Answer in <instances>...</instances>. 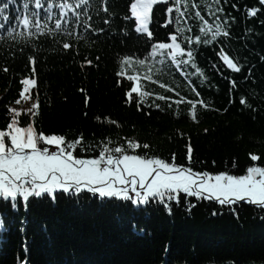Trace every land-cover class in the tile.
<instances>
[{
    "label": "trees",
    "instance_id": "trees-1",
    "mask_svg": "<svg viewBox=\"0 0 264 264\" xmlns=\"http://www.w3.org/2000/svg\"><path fill=\"white\" fill-rule=\"evenodd\" d=\"M6 2L0 0V6ZM24 2L9 3L5 12L9 20L0 19L5 24L0 29V129L10 122V108L26 110L38 97V114L32 117L25 111L18 117L21 125L34 119L38 131L65 135L69 141L82 133L83 145H78L77 153L85 158L98 157L103 144L111 141L110 149L123 146L128 154L168 162L175 155L177 165L212 174L241 175L249 166H264V4L260 0H220L219 5L214 0H188L186 9L180 5L185 15L179 24L175 0L158 3L149 26L152 40L135 31L131 0H107L108 12L103 11V0H89L79 7V0H41L40 9L29 0V12H38L47 27L45 34L28 37L16 25ZM61 4H71L74 11L62 10ZM218 6L223 12H215ZM169 7L173 23L164 28ZM253 8L255 15L250 14ZM197 10L213 29L218 22L224 24L229 35L209 44L196 43V36L203 38ZM57 18L63 20L62 29L53 35L48 29H55ZM178 27L185 29L182 36L192 38L188 44L178 36V42L193 51L194 59L180 68L170 58L155 63L153 81L141 80L142 90L151 95L139 98L134 93L129 102L126 93L134 82L118 75L123 57L144 58L153 43L170 42L169 33ZM13 28L15 39L8 35ZM22 31L24 36L19 35ZM64 43L71 47L64 49ZM222 48L238 63L239 72L223 62ZM30 57H35V72ZM196 67L203 75L196 73ZM146 71L134 63L126 75L143 77ZM24 78L36 80L25 93L31 95L28 101L20 95ZM189 101L198 102L196 119ZM128 141L140 147L130 149ZM250 154L260 159L252 161ZM12 203L11 198L0 197V264H264V208L244 201L222 206L181 193L178 204L153 200L137 206L131 200L83 189L57 191L55 198L48 193L32 196L28 202L18 196L15 208Z\"/></svg>",
    "mask_w": 264,
    "mask_h": 264
},
{
    "label": "snow or ice",
    "instance_id": "snow-or-ice-1",
    "mask_svg": "<svg viewBox=\"0 0 264 264\" xmlns=\"http://www.w3.org/2000/svg\"><path fill=\"white\" fill-rule=\"evenodd\" d=\"M14 2L15 0H9L0 6V19L9 20L5 12L9 8V3ZM187 2L188 0H175V11L178 13L177 24L185 15L180 11V5L183 3L186 9ZM214 2L216 5L220 4V0H214ZM88 3L89 0H79L77 7L88 5ZM103 3L105 5L103 11L108 12L107 0H103ZM158 3H168V0H131L130 3L131 17H134L137 22L135 31L146 34L149 40L153 39V32L149 27L152 23L153 7ZM260 3L264 4V0H260ZM34 4L36 9L42 7L41 0H34ZM59 7L62 10L72 9L74 11L71 4H61ZM193 7L198 8L194 2ZM23 10L16 17L17 27L24 29L28 37L45 34L44 28L47 25L45 23L42 26L38 12H29V0H25L23 3ZM50 10L51 5H49ZM166 12L169 14V19L161 25L164 28L173 23L171 19L173 8H167ZM215 12H223V8L218 6ZM215 12L210 11L209 14L215 15ZM256 12L255 8L250 10L251 15H255ZM62 16L66 17L67 12L62 11ZM195 16L203 21V25L200 27L203 38L196 36V43L209 44L219 36L229 35L222 23H216L213 29V26L201 16L199 10L196 11ZM48 18L51 19V17ZM216 19L219 21L220 17L217 16ZM104 22L109 23L108 20ZM62 23L63 20L57 18L55 29L49 28L48 32L54 35L56 30L62 29ZM3 28H5V24L0 23V29ZM31 29H35V32ZM187 30L190 31V29ZM25 31L20 32L19 35L24 36ZM64 31L67 35H72L67 29ZM99 31L103 32L104 30L100 29ZM184 31L185 29L178 27L174 33H169L167 40L170 42L157 41L153 43L149 53L142 59L133 56L123 57L118 75L126 76L127 80L134 82V86H131L126 93L129 102L133 100L134 93L139 98L151 95L142 90L141 80L153 81L152 73L155 63L163 64L165 58H170L180 68L194 59L193 51L178 42V36L188 44L193 42L191 37L181 35ZM14 32L15 28L8 31V35L13 39H15ZM209 34H211L210 38ZM70 47L69 43L63 44L64 49ZM185 55L188 60L183 59ZM220 57L228 68L236 72L240 71L238 63L223 48L220 50ZM30 60L33 65L32 71L35 72V57H30ZM88 63L91 64L92 61L89 60ZM134 63L147 69L143 77L140 74L126 75L127 68ZM192 66L195 67L194 64ZM4 71L7 72L8 69L5 68ZM196 73L203 75L198 67H196ZM21 83L24 85V89L20 95L25 101H28L31 99V95H25V93H30V88L36 85V80L24 78ZM234 83L235 81H233ZM161 87L164 85L161 84ZM158 99L167 100L168 98L159 96ZM16 103L19 104L20 101L17 100ZM39 103L37 97L31 107L26 110L10 108V122L6 124L5 128L0 129V197L5 200L11 198L13 208L16 207L18 196H22L23 200L28 202L32 196L40 197L45 193L55 194L57 190L68 192L73 188L76 192L88 189L93 193H99L102 197L133 200L136 204H149L153 200L175 201L178 204L180 194L183 193L197 199L215 200L222 206H231L244 201L264 208V166H249L241 175L230 174L229 171L212 174L206 171H195L191 166L177 165L175 155L172 157V162H168L158 157L128 154L123 146L110 149L108 143L111 141L103 144L98 157L85 158L77 153L78 145H83L82 133L78 138L69 141L65 135L45 134L42 130L38 131L34 119L26 125H21L18 117L25 111L35 117L38 114ZM188 103L192 105V118L196 119L195 105L198 102L189 101ZM241 103L243 104L245 101L242 99ZM248 106L250 107V105ZM85 115L87 114L85 113ZM139 147L138 142L128 141V148L137 149ZM143 147L148 148V145L145 144ZM250 155L252 161L260 159L257 155ZM187 161L191 165L192 148L190 144L187 146ZM131 193L135 194V198ZM53 198L55 197L53 196ZM191 207H195V205L193 204ZM188 210L190 211L191 208Z\"/></svg>",
    "mask_w": 264,
    "mask_h": 264
},
{
    "label": "rangeland",
    "instance_id": "rangeland-1",
    "mask_svg": "<svg viewBox=\"0 0 264 264\" xmlns=\"http://www.w3.org/2000/svg\"><path fill=\"white\" fill-rule=\"evenodd\" d=\"M14 108H17V109H20V107L19 106H14ZM72 190H75L74 188L72 189ZM85 190H88V189H85ZM57 191H62V190H57ZM71 191V190H70ZM49 194V193H48ZM56 194V193H55ZM55 194H49V195H51V197H55ZM97 195H100L99 193H96ZM131 195L133 196V198H135V194L134 193H131ZM102 197V196H101ZM2 198V197H1ZM118 198V197H117ZM132 202H133V200H131ZM134 203V202H133ZM134 205H144V204H136V203H134Z\"/></svg>",
    "mask_w": 264,
    "mask_h": 264
}]
</instances>
